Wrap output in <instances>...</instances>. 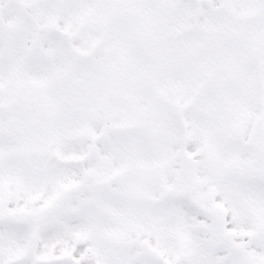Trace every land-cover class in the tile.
<instances>
[{
    "label": "snow or ice",
    "instance_id": "snow-or-ice-1",
    "mask_svg": "<svg viewBox=\"0 0 264 264\" xmlns=\"http://www.w3.org/2000/svg\"><path fill=\"white\" fill-rule=\"evenodd\" d=\"M0 264H264V0H0Z\"/></svg>",
    "mask_w": 264,
    "mask_h": 264
}]
</instances>
